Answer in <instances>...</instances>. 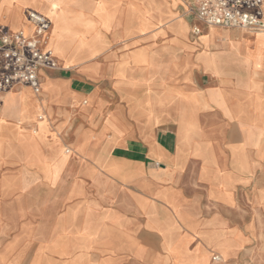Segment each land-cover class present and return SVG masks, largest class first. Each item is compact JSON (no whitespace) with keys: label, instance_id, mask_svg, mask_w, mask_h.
I'll use <instances>...</instances> for the list:
<instances>
[{"label":"crops","instance_id":"obj_1","mask_svg":"<svg viewBox=\"0 0 264 264\" xmlns=\"http://www.w3.org/2000/svg\"><path fill=\"white\" fill-rule=\"evenodd\" d=\"M196 5L0 0L58 62L2 94L0 264H264V32Z\"/></svg>","mask_w":264,"mask_h":264},{"label":"built area","instance_id":"obj_2","mask_svg":"<svg viewBox=\"0 0 264 264\" xmlns=\"http://www.w3.org/2000/svg\"><path fill=\"white\" fill-rule=\"evenodd\" d=\"M193 14L209 26L264 32V0H197ZM27 18L33 28L30 33L20 29L0 35V103L2 94L20 84L40 95V70L58 65L49 47L51 21L35 10H28ZM194 30L200 32L198 27Z\"/></svg>","mask_w":264,"mask_h":264},{"label":"rangeland","instance_id":"obj_3","mask_svg":"<svg viewBox=\"0 0 264 264\" xmlns=\"http://www.w3.org/2000/svg\"><path fill=\"white\" fill-rule=\"evenodd\" d=\"M221 258H222L223 261H225V258L223 256H221ZM188 264H209V259H203V260H201L198 257L192 258V256H190L189 257V260H188Z\"/></svg>","mask_w":264,"mask_h":264}]
</instances>
